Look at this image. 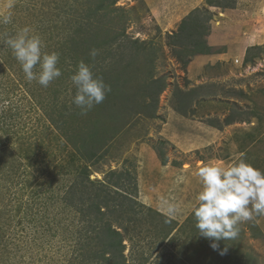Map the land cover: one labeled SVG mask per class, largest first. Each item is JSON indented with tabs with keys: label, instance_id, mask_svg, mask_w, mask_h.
Here are the masks:
<instances>
[{
	"label": "rangeland",
	"instance_id": "obj_1",
	"mask_svg": "<svg viewBox=\"0 0 264 264\" xmlns=\"http://www.w3.org/2000/svg\"><path fill=\"white\" fill-rule=\"evenodd\" d=\"M96 1L0 0V16L11 13L0 30L11 36L30 26L45 53L58 51L62 73L47 88L27 81L0 32V264H121L109 224L129 264H264V215L239 223L237 237L214 250L193 212L202 190L193 167L206 158L264 171V0H228L225 9L206 0H116L103 16ZM196 7L210 12L211 49L184 65L189 56L169 35ZM134 40L146 46L132 70L141 68L119 73ZM80 61L111 88L87 115L71 103ZM209 126L218 129L209 146L185 153L174 142L208 138L201 130ZM106 198L102 216L95 204ZM165 202L177 205L174 217L163 213Z\"/></svg>",
	"mask_w": 264,
	"mask_h": 264
},
{
	"label": "clouds",
	"instance_id": "obj_2",
	"mask_svg": "<svg viewBox=\"0 0 264 264\" xmlns=\"http://www.w3.org/2000/svg\"><path fill=\"white\" fill-rule=\"evenodd\" d=\"M10 22V12L0 16V23ZM3 43L11 49L27 81H36L47 88L62 75L57 66L59 53H45L44 42L30 26L21 28L14 35H6ZM98 54L99 50L95 48L89 52L93 59ZM70 79L76 89L71 103L81 115H87L111 91L110 86L95 76L84 61L78 63ZM195 174L202 185L193 209L195 227L200 236L212 241L210 246L214 250L219 248L218 241L237 237L239 223L264 215V171L241 159L228 166L208 163L199 167ZM177 211L176 204L165 202L166 217H174ZM226 250H221V254Z\"/></svg>",
	"mask_w": 264,
	"mask_h": 264
},
{
	"label": "trees",
	"instance_id": "obj_3",
	"mask_svg": "<svg viewBox=\"0 0 264 264\" xmlns=\"http://www.w3.org/2000/svg\"><path fill=\"white\" fill-rule=\"evenodd\" d=\"M207 4L209 6H216V7H220V8H228L231 6V4H229L228 0H206ZM116 2V0H97L95 7H94V13H99L101 16L111 13L112 11H115V8H112V5H114ZM201 14L203 15L201 18ZM210 12L209 10H201L200 8L196 7L194 8L181 22V25L179 26V31L173 34H170V44L174 47L175 50H184L185 51V55H188L189 58L188 59H184V65H187L190 61V58L195 56L196 54H203V53H210V45L207 43L206 40V36L208 35V28L205 26V21L207 19H210L209 16ZM7 26H3V28L0 30V32H4L3 37L10 36L8 34H11V28L4 30V28H6ZM103 29V28H101ZM100 29V30H101ZM99 30V31H100ZM102 32H98L96 34V38L95 40H99L102 38ZM124 33V32H123ZM186 40V41H185ZM146 46H142L138 40H134V50H128L127 54H125L126 56H124L125 58L127 57L128 61L124 62L123 59L117 61L119 65H123L122 69H119L120 72L123 74H137L136 71L140 70V66H137L135 70H132L133 65L135 64V62L137 61V57L139 56V51L141 50H145ZM100 49V48H99ZM154 51V48H153ZM2 52V51H1ZM58 52V51H57ZM139 52V53H138ZM138 53V54H137ZM71 55V54H70ZM121 56H123V54H121ZM137 56V57H136ZM153 56H146V67H149V65L152 64L153 62ZM65 65H68L67 60H64L62 62ZM150 63V64H149ZM117 64V63H116ZM149 64V65H148ZM152 66V65H151ZM66 67V66H63ZM151 70V68L149 69ZM117 76H120V78L122 79H127L126 77H121V74H117ZM138 76V75H137ZM150 76V77H149ZM148 77L149 79H145L144 82L150 84L153 83V75L150 74ZM163 89H165V83L162 82L161 87L159 88V92H161ZM162 156H164V154H161ZM114 175H117L116 173H114ZM122 176H120V178H122ZM36 196L38 197L39 194H36ZM81 197V196H80ZM82 197L83 193H82ZM127 197V196H126ZM83 199V198H82ZM130 205H133L132 203H128ZM109 207L110 205V200L109 199H104L102 201V204L99 202H97V204H95V210L98 214H102V216L105 215L106 210L104 212V210H102L103 206ZM119 208H113L111 209L112 212H116L118 211ZM108 211H110V209H108ZM158 213V212H156ZM164 216V214L162 213H158ZM61 222V221H60ZM108 232L110 231L111 234H113V242H115L116 244V248L117 251L119 252V254L121 255V264H129V262L127 261V259L125 258L126 256L123 255V251H124V244L122 243V234L120 231L111 228L110 224L107 227ZM84 230L81 231V234L84 235ZM82 235V236H83ZM95 256H99L97 252H94ZM114 258L113 261H115L117 258H119L118 256H114L111 258V260ZM113 264V263H112Z\"/></svg>",
	"mask_w": 264,
	"mask_h": 264
},
{
	"label": "crops",
	"instance_id": "obj_4",
	"mask_svg": "<svg viewBox=\"0 0 264 264\" xmlns=\"http://www.w3.org/2000/svg\"><path fill=\"white\" fill-rule=\"evenodd\" d=\"M202 131L208 132V134H209L208 136L209 137L208 138L207 137H203L201 139L198 135H197L198 137H194L195 135H193V137H190V136H188L189 134L188 135L183 134L181 141L180 140L178 141L177 140V136H176V139H175L174 142L178 145V147L183 152L188 153V152H191L192 150H196V149L198 150V149H202V148H204L206 146H209L210 144L214 143V141H215L214 139H216L218 137V132H217L218 129H215V128L211 127V126L206 127L204 129L202 128L201 132ZM210 158H206V160H204L202 162V164L205 165V164L209 163V161H214V160H211ZM225 159L226 160H225V164L224 165L228 166V165H231L233 163V161H231V157H227ZM207 160H209V161H207ZM200 162H201V160H200ZM202 164H199L198 166L193 167V169H198L199 167L202 166ZM214 164H218V163L215 162ZM189 166L191 167L190 163H189ZM180 169L183 170V171H187L188 170L187 173H189V171H190L188 168H180ZM163 213L165 214V212H163Z\"/></svg>",
	"mask_w": 264,
	"mask_h": 264
}]
</instances>
